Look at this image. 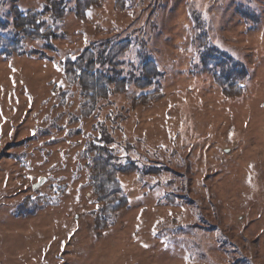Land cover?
Returning a JSON list of instances; mask_svg holds the SVG:
<instances>
[{"label":"rangeland","instance_id":"obj_1","mask_svg":"<svg viewBox=\"0 0 264 264\" xmlns=\"http://www.w3.org/2000/svg\"><path fill=\"white\" fill-rule=\"evenodd\" d=\"M76 1L55 18L47 0H0V264H264V0H100L83 20ZM15 11L50 38L17 31ZM91 44L126 85L81 118L60 63ZM146 61L160 73L140 92ZM146 92L163 98L133 109ZM90 143L137 166L96 229Z\"/></svg>","mask_w":264,"mask_h":264},{"label":"trees","instance_id":"obj_2","mask_svg":"<svg viewBox=\"0 0 264 264\" xmlns=\"http://www.w3.org/2000/svg\"><path fill=\"white\" fill-rule=\"evenodd\" d=\"M100 0H77L76 15L81 20L85 19L86 12L91 8L98 7ZM47 10L55 18H63L65 10L59 0H47ZM39 16L34 13H29L22 16L19 12H14L13 26L17 31L24 32L31 40L39 38H50L49 29L40 31ZM12 46V44H11ZM94 45L91 44L88 48L80 53L75 59H65L60 64L65 75L72 79L79 89L81 97V118H89L93 115L95 105L108 97L123 93L125 90V79H116L107 76L100 67H97L95 55L93 52ZM127 48V45L123 49ZM159 71L152 61H146L141 67V77L133 81L134 87L140 92L148 90L153 85V80L159 76ZM229 78H219L218 84L224 88L225 96L229 98H237L241 96L243 91L241 84L229 83ZM227 82V83H226ZM115 85L110 88V85ZM163 94L160 92L142 93L137 97L132 98L131 107L148 108L160 102ZM88 152L91 153L89 168L90 187L94 200L101 206L100 216L96 219L97 227L103 226L105 221L110 216L127 208L128 198L125 197L122 189V184L119 177L133 175L137 171V166L134 163H126L120 165L116 162V158L112 155L110 149L104 145L90 143ZM157 168H149L147 174H157ZM65 189L64 187H62ZM176 195H172L171 203L174 202ZM29 202V200L27 199ZM32 206V202L26 203Z\"/></svg>","mask_w":264,"mask_h":264},{"label":"snow or ice","instance_id":"obj_3","mask_svg":"<svg viewBox=\"0 0 264 264\" xmlns=\"http://www.w3.org/2000/svg\"><path fill=\"white\" fill-rule=\"evenodd\" d=\"M90 14H91V13L89 12V15H90ZM37 23H39V21H37ZM40 31H43V29H40ZM71 59H72V60H75V59H76V56H75V55L71 56ZM97 67H99V65H97ZM12 71H15V69H12ZM112 147L115 148L116 145L113 144ZM97 208H99V205H97ZM218 235H219V234H218ZM143 246H144V247H147V245H143ZM186 259H187V258H186Z\"/></svg>","mask_w":264,"mask_h":264},{"label":"water","instance_id":"obj_4","mask_svg":"<svg viewBox=\"0 0 264 264\" xmlns=\"http://www.w3.org/2000/svg\"><path fill=\"white\" fill-rule=\"evenodd\" d=\"M42 182H43V180H41L40 182H38V184L34 185L33 186V190H38V188L41 187Z\"/></svg>","mask_w":264,"mask_h":264}]
</instances>
